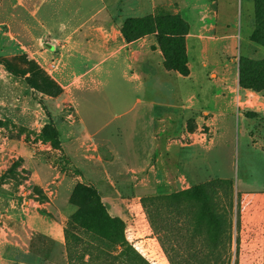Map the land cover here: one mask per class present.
Returning <instances> with one entry per match:
<instances>
[{"label": "rangeland", "instance_id": "obj_1", "mask_svg": "<svg viewBox=\"0 0 264 264\" xmlns=\"http://www.w3.org/2000/svg\"><path fill=\"white\" fill-rule=\"evenodd\" d=\"M206 1L219 9L213 21L221 33L230 35L217 47L219 60L224 64L232 54L237 61L241 56L258 63V77L264 76V0ZM64 2L0 0V264H14L7 258L19 259L26 250L38 264H145L132 258L133 251L147 264H264L262 138L255 137V146L247 142L235 110L226 119L229 132L210 151L204 149L208 143L177 141L185 128L200 127L188 124L181 132L180 126L167 129L164 164L143 155L140 140L133 142L137 149L131 157L116 158L95 138L97 126L86 104L81 109L90 124L82 122L67 86L86 61L77 55L68 61L70 52L61 55L51 38L74 15L79 22L107 23L109 13L95 18L84 11L66 13ZM134 15L129 16L137 33L143 31L138 21L154 22ZM158 21L165 30L173 22L177 31L186 29L179 19ZM225 42L230 43L227 52L221 51ZM136 130L139 139L140 126ZM173 152L185 160L206 155L197 159L198 170L185 167L193 172L190 178L174 167ZM217 178L233 186L195 196V187ZM79 184L93 189L84 208L92 223L85 225L69 222L73 213L62 211L69 203L77 209L71 195ZM212 214L221 218L219 225ZM229 230L233 242L225 239Z\"/></svg>", "mask_w": 264, "mask_h": 264}, {"label": "crops", "instance_id": "obj_2", "mask_svg": "<svg viewBox=\"0 0 264 264\" xmlns=\"http://www.w3.org/2000/svg\"><path fill=\"white\" fill-rule=\"evenodd\" d=\"M65 1L62 11L66 13L77 15L84 11L92 18L103 11L109 13L107 23L89 19L79 22L73 19L74 15L62 21L59 31H52L51 38L59 43L61 55L70 52L68 61L74 55L86 61L84 70L69 79L67 86L75 96L82 122L90 124L81 109L86 104L90 119L97 126L95 138L106 143L116 158L131 157L132 149H137L133 142L140 140L143 155L156 156V161L164 164L162 141L167 129L180 126L181 132L188 124L209 125L217 133L204 148L210 151L220 135L229 132L226 119L235 110L243 118L247 142L255 146L256 138L260 137L264 143V125H259L264 121V89L240 85L241 56L237 61V55L232 54L231 61L224 64L219 60L221 54L217 47L230 35L222 34L221 25L213 21L220 16L218 8H211L206 0ZM131 13L135 14L133 17L181 16L187 22L186 73L166 66L158 30L132 40L125 37L122 28ZM82 29L81 38L78 35ZM229 49L230 43H223L221 51ZM101 114H105L103 119H99ZM137 126H140L139 139ZM201 153L185 160L173 152L174 167L192 178L193 172L185 171V167L198 170L197 159L205 152ZM62 211L70 215L75 208L69 203ZM25 252L19 259H7L14 264H38V258L28 254L29 250Z\"/></svg>", "mask_w": 264, "mask_h": 264}, {"label": "trees", "instance_id": "obj_3", "mask_svg": "<svg viewBox=\"0 0 264 264\" xmlns=\"http://www.w3.org/2000/svg\"><path fill=\"white\" fill-rule=\"evenodd\" d=\"M146 19H153L154 22H150V26H148L147 22L144 21H138L136 24L137 28H141V33H137L132 25L133 23V18H128L125 20L124 25H123V33L125 37L128 40H132L137 38L138 36L145 34L149 31H154L158 30L160 35H159V40L161 45L164 48V52L166 54V66L168 67H173V68H178L182 73L187 72V66H186V45H185V39H184V33L187 32L188 26L187 22L181 17V16H172V15H167V16H146L142 17ZM160 19H170V20H181L186 24V29L183 31H177L175 26L176 22H173L171 24V28L168 30H165L160 27V23L158 20ZM143 28V29H142ZM179 44V48L178 45ZM170 45L174 46L175 50H171ZM172 46V47H173ZM181 50V52H177L178 50ZM179 50V51H180ZM179 56V57H178ZM243 59V60H242ZM255 66L252 65L251 62H248L247 59L241 58L240 59V73H239V83L242 87L245 88H252L255 90H263L264 89V76L258 77V75L261 73L259 70V64L254 62ZM223 184H227L229 187L233 186V182L226 180V179H213L210 180L198 187L194 188V193L195 196L201 197L204 195V190L207 188H219L221 185L224 186ZM93 196V189L92 186L90 185H82L79 184L73 191L71 195V202L77 206V209L73 212V214L70 217V221L72 223H83L84 221H89V223H92V220H87V217L84 215V208H85V201L87 198H91ZM233 202V199L232 201ZM211 219L215 225H219L221 222V218L215 214H212ZM230 228H232L233 223L229 222ZM221 239L220 234H217L215 237V241H219ZM225 239H227L230 242H233V231L229 230L227 235H225ZM131 256L133 259L139 258L143 263H146V260L144 258L138 256L136 252H132Z\"/></svg>", "mask_w": 264, "mask_h": 264}, {"label": "built area", "instance_id": "obj_4", "mask_svg": "<svg viewBox=\"0 0 264 264\" xmlns=\"http://www.w3.org/2000/svg\"><path fill=\"white\" fill-rule=\"evenodd\" d=\"M212 131L213 130L211 129V127L205 128L204 126H200L197 130L193 131L185 128V130L178 136L177 141L183 143L184 145L195 143H202L206 145L213 138L211 134Z\"/></svg>", "mask_w": 264, "mask_h": 264}]
</instances>
